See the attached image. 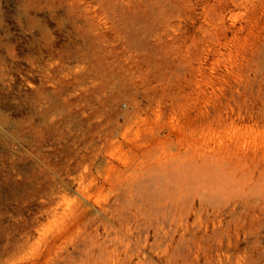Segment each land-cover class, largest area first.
<instances>
[{
    "label": "rangeland",
    "instance_id": "1",
    "mask_svg": "<svg viewBox=\"0 0 264 264\" xmlns=\"http://www.w3.org/2000/svg\"><path fill=\"white\" fill-rule=\"evenodd\" d=\"M0 264H264V0H0Z\"/></svg>",
    "mask_w": 264,
    "mask_h": 264
},
{
    "label": "bare ground",
    "instance_id": "2",
    "mask_svg": "<svg viewBox=\"0 0 264 264\" xmlns=\"http://www.w3.org/2000/svg\"><path fill=\"white\" fill-rule=\"evenodd\" d=\"M206 159L211 160V159H213V158H211V157H206ZM208 162H209V161H208ZM208 162H207V163L204 162V163H205V164H208ZM210 162H211V161H210ZM205 164H204V165H205ZM209 164L212 165L211 163H209ZM210 165H209V168L211 167ZM207 167H208V165H207ZM212 167H213V166H212ZM214 167H216V166H214ZM204 168H205V167H204ZM210 169H211V168H210ZM210 169L208 170L209 172H211ZM212 169H213V168H212ZM214 169H215V168H214ZM216 169H217V167H216ZM206 170H207V168H206ZM177 171H178V170H177ZM197 171H198V170H197ZM215 171H216V170H213L212 172L215 173ZM185 172H186V171H185ZM172 173H173V172H172ZM186 173H187V172H186ZM198 173H200V171H199ZM214 173H213V174H214ZM167 174H168V173H167ZM170 174H171V173H170ZM174 174H175V173H174ZM174 174H173V175H174ZM178 174H179V173H178ZM181 174H182V173H181ZM165 175H166V174H165ZM175 175H176V177L172 176V174H171V176H170V177H172L171 179L175 182L174 184H176V185L182 184V183H181L180 175H179V177H177V174H175ZM186 175H187V174H186ZM215 175H216V174H215ZM208 176H209V175H208ZM212 176H213V175H212ZM167 177H169V174H168ZM189 177H190V176H189ZM189 177H188L187 179H189ZM200 177H201V176H200ZM185 178H186V177H185ZM212 178H213V177H212ZM168 179H169V178H168ZM210 179H211V178H210ZM172 180H171V181H172ZM207 180H208V179H207ZM211 180H212V179H211ZM185 181H186V180H185ZM216 181H217V179H216ZM191 182H192V180H191ZM183 183H184V182H183ZM187 183H188V182H187ZM184 184H186V183H184ZM182 185H183V184H182ZM179 186H181V185H179ZM179 186H178V187H179ZM183 186H187V184H186V185H183ZM212 186H213V185H212ZM166 189H167V188H166ZM171 189H172V188H171ZM178 189H179V188H178ZM190 190H191V189H190ZM166 191H167V190H166ZM150 192H151V191H150ZM167 192H168V191H167ZM176 192H177V191H176ZM172 193H173V192H172ZM182 193H183V192H182ZM147 195H148V194H147ZM156 195H157V194H156ZM173 195H174V194H173ZM154 197H155V196H154Z\"/></svg>",
    "mask_w": 264,
    "mask_h": 264
}]
</instances>
